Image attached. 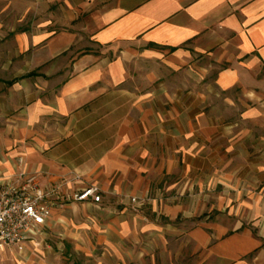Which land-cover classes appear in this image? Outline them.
Segmentation results:
<instances>
[{
    "label": "crops",
    "instance_id": "1",
    "mask_svg": "<svg viewBox=\"0 0 264 264\" xmlns=\"http://www.w3.org/2000/svg\"><path fill=\"white\" fill-rule=\"evenodd\" d=\"M40 4L0 93V178L61 185L52 217L80 204L169 235L150 245L166 264H264V0ZM89 185L101 202L67 199Z\"/></svg>",
    "mask_w": 264,
    "mask_h": 264
},
{
    "label": "rangeland",
    "instance_id": "2",
    "mask_svg": "<svg viewBox=\"0 0 264 264\" xmlns=\"http://www.w3.org/2000/svg\"><path fill=\"white\" fill-rule=\"evenodd\" d=\"M40 2L0 0V93L6 91L3 89L6 77L16 74L21 61L14 54L17 50L15 34L23 30L33 31L37 19L49 16L51 8L46 9L44 5L42 8ZM222 110V113L226 112L225 107ZM256 129L259 127L256 126ZM250 150L254 156L258 154L256 147ZM59 209L45 226L40 242L34 244L38 248L34 254L14 251L6 255V261L13 264H166L161 246L154 248L150 245L153 241L169 240V235L158 239L145 233L130 234L118 225L106 227L112 220L106 219L105 223L98 209L89 210L80 204H64ZM131 210L147 215L151 208L143 204ZM174 222L177 223L178 219ZM176 264H181L178 259Z\"/></svg>",
    "mask_w": 264,
    "mask_h": 264
},
{
    "label": "built area",
    "instance_id": "3",
    "mask_svg": "<svg viewBox=\"0 0 264 264\" xmlns=\"http://www.w3.org/2000/svg\"><path fill=\"white\" fill-rule=\"evenodd\" d=\"M61 187L43 188L38 173L25 168L14 176L0 178V260L7 252L22 254L29 243L40 242L54 206L64 201ZM67 199L99 203L101 189L97 185L85 186L68 193ZM130 199L135 206L145 202L136 196Z\"/></svg>",
    "mask_w": 264,
    "mask_h": 264
}]
</instances>
